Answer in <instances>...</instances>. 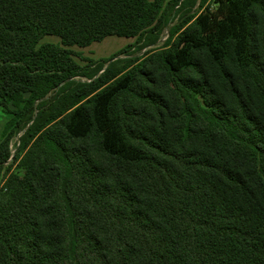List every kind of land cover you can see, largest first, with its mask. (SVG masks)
<instances>
[{
	"label": "trees",
	"instance_id": "obj_1",
	"mask_svg": "<svg viewBox=\"0 0 264 264\" xmlns=\"http://www.w3.org/2000/svg\"><path fill=\"white\" fill-rule=\"evenodd\" d=\"M180 1L0 0V264H264V0L70 49L155 46Z\"/></svg>",
	"mask_w": 264,
	"mask_h": 264
},
{
	"label": "rangeland",
	"instance_id": "obj_2",
	"mask_svg": "<svg viewBox=\"0 0 264 264\" xmlns=\"http://www.w3.org/2000/svg\"><path fill=\"white\" fill-rule=\"evenodd\" d=\"M183 1H180V12L178 13L176 20L168 25L166 30L162 33L160 36L159 41L155 46L152 47H143V43L136 45L135 48H132L129 53L118 56L114 60L105 63L106 60L111 59L116 53H118L120 50L125 48L128 45H135L136 44V38H123V37H117V36H111L107 37L101 42H97L92 44L89 47L81 48L78 46H73L70 49L74 52V59L77 63H79L83 67L89 68V71L92 73V70H94L97 66L100 64L105 65V69L113 62H115L118 59L121 58H127V57H142L144 54L155 48L161 47L168 39L169 37V29L173 27L176 23L180 21V18L188 16V14H194L196 12H200L199 4L200 0H196L195 2L193 0H186L184 3ZM225 3L226 0H208L206 7L209 8L212 12L218 13L222 15L225 12ZM42 43H53V44H60V39L55 36H46L42 39L40 44ZM129 55V56H128ZM90 66V67H89ZM101 74V72H98L97 75ZM77 82H87L89 81L86 77H78L75 78ZM12 118V115L8 112H4L2 107H0V141L2 137V132L4 130L5 124ZM23 133H19L16 135L12 140L13 150H15L16 159L12 162V169L14 168L15 171L18 170V173H21L22 171L20 168L17 167L18 161L20 159L21 154L24 152L21 151L20 155L18 156V150L20 146V137ZM19 158V159H18ZM13 171V170H12Z\"/></svg>",
	"mask_w": 264,
	"mask_h": 264
},
{
	"label": "built area",
	"instance_id": "obj_3",
	"mask_svg": "<svg viewBox=\"0 0 264 264\" xmlns=\"http://www.w3.org/2000/svg\"><path fill=\"white\" fill-rule=\"evenodd\" d=\"M12 148V155H11V158L8 160V162L6 163V166L10 167L12 166V162H13V156L15 155V150H13V146H11ZM12 168V167H11ZM14 170V168L12 169Z\"/></svg>",
	"mask_w": 264,
	"mask_h": 264
},
{
	"label": "crops",
	"instance_id": "obj_4",
	"mask_svg": "<svg viewBox=\"0 0 264 264\" xmlns=\"http://www.w3.org/2000/svg\"><path fill=\"white\" fill-rule=\"evenodd\" d=\"M4 111V110H3Z\"/></svg>",
	"mask_w": 264,
	"mask_h": 264
}]
</instances>
